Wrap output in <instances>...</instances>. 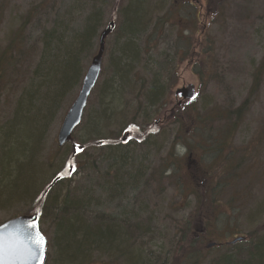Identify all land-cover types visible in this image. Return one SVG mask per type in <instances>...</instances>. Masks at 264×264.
I'll return each instance as SVG.
<instances>
[{
  "label": "rangeland",
  "instance_id": "374dc122",
  "mask_svg": "<svg viewBox=\"0 0 264 264\" xmlns=\"http://www.w3.org/2000/svg\"><path fill=\"white\" fill-rule=\"evenodd\" d=\"M40 1L9 0L5 20L0 27V48L6 44L7 35L19 25L20 16L26 14L31 6ZM82 1L84 3L88 0ZM111 1L112 4L106 12V24L112 20V16L118 22V15L120 19L122 14L120 10L129 2V0ZM147 5L152 8L151 22L157 15L166 14L167 23L163 27L165 32L169 33L173 40L176 32L188 30L185 41H189L187 47L181 45L179 49V51L184 50V52L180 51L179 55L185 62H181L179 66L170 94L161 98L156 108L152 110L154 115L150 122L156 125V129L151 134L152 142L148 146H141V143L129 136L131 133L129 129L126 131L123 129V123L130 121L134 114L132 110L124 111L130 110L126 103L130 101L128 97L125 98L126 100L117 97L111 105L119 110L116 114L120 115L116 119L100 126V132L89 131L88 113H96L98 110L100 105L97 102L98 91L108 79L107 75H101L88 101L83 121L74 131L73 143L84 145L92 139H97L96 137L99 139L108 137L110 140L104 141L105 144L100 148L91 146L85 149L76 157L74 163H66V159L72 154V143L58 151V133L67 110L79 93V87L72 101H65L61 109L59 108V113L53 120L46 137H41L43 140L42 143L40 139L41 144H39L42 148L39 153L41 158L36 165L40 168V164H45L50 173L57 174L61 169L69 170V165L72 164L70 177L61 187L86 188L92 184L89 187L94 188L93 191L83 201L84 204L90 201L92 205L89 202L82 207V209L86 207L85 212L91 215L97 216L101 212L106 214H101L104 219H112L111 216H115L121 220L125 218V214H132V210L137 211L136 221H140L139 224L144 230L142 241L145 245L134 246L141 248L146 257L148 253L152 254L151 259L158 261L157 264L183 262L182 254L185 251L182 253L177 243L180 237L179 227L183 228L186 225L193 227V235H197L199 239L197 247L201 250L203 258L199 263L210 264L218 255L216 247H207L213 242L226 244L236 234L251 237L253 233H264V78L261 87L253 91V72L264 55V0H147ZM243 6H246L244 12ZM27 33L31 43H36L40 34L38 26L30 28ZM156 39L160 37L157 36ZM111 41L112 38L107 40V48L111 46ZM164 42V40L161 42L162 46L155 54L161 55L164 52L166 48ZM187 49L188 54L185 52ZM209 49L214 50V61L207 63L204 61L207 60L206 51ZM33 53L36 57L35 50ZM147 57L148 55H143V61L136 62L137 68L144 70L142 68L145 66L144 62L150 68L151 61ZM32 64L33 60L31 63L26 62L25 66L32 67ZM103 64L104 67L108 64L107 51ZM138 81L136 78L137 89ZM190 84L196 87V98L193 101L182 100L175 96L177 89ZM22 89L23 87L16 85L3 92L0 88V136L12 131L18 120L13 118V113ZM246 99L249 101L242 123L236 132L230 134L231 138L228 140L231 148L223 149L213 156L203 153L200 143L205 144L206 141L201 138L200 134L203 133L199 129L197 133L199 138L192 132L195 125L193 117L197 116V112L209 111L216 107H220V111L236 108ZM125 113L127 114L124 115ZM225 126L224 119L214 124L215 130ZM107 143L122 145L126 147V151L135 150L132 152L134 159L129 160L125 167H122L121 162L116 164L117 169L120 170L119 180L111 179L117 173L115 167L112 168L110 165L111 160L107 162L106 158L112 155L110 148L105 147ZM187 144L193 147L195 145V148L188 150ZM234 151L233 157L237 161L240 157H244L247 161L254 158L251 159V162L253 161L251 165L241 170V180H229V187L223 184L226 177L224 172L229 161L228 155ZM113 157L121 161L119 156ZM96 160L95 164L100 168L99 176L94 172L87 175V171L92 166L91 162ZM233 163L236 164L235 159ZM130 174L138 176L139 179L130 182ZM41 177L47 178L48 174L43 173ZM50 181L51 179L45 185ZM123 182V187H126L121 189L123 195L114 201L109 199L110 188ZM40 185L38 189H41ZM215 185L217 187L222 185L221 195L213 189ZM105 188L109 190L105 192ZM99 196L103 198L96 201L99 199L96 197ZM233 198L240 200L241 204H232L230 200ZM38 204L37 201L24 203L14 199L7 203L0 193V223L18 215L32 213ZM219 215L225 218L221 223H217L216 217ZM132 217L134 218V214ZM231 217L233 221L225 222ZM131 222L133 223L134 220L131 219ZM187 222H192V225ZM40 223L49 241L45 264H58L57 260L61 259V254L56 247V233L52 219L42 216ZM147 228L150 231H147ZM116 229H120V226ZM57 241L60 242L61 237L58 236ZM223 246L225 245L221 247ZM136 251L139 254L138 249ZM135 255L132 253L124 261L119 253L116 264H130ZM109 258H112L110 254L95 251L88 264H113Z\"/></svg>",
  "mask_w": 264,
  "mask_h": 264
},
{
  "label": "trees",
  "instance_id": "16d2710c",
  "mask_svg": "<svg viewBox=\"0 0 264 264\" xmlns=\"http://www.w3.org/2000/svg\"><path fill=\"white\" fill-rule=\"evenodd\" d=\"M111 4V0H88L84 3L82 0H41L31 6L26 14L20 16L19 25L7 35L6 44L0 48L1 91L6 92L11 86L16 87V85L20 88L23 87L17 97L13 113V118L18 120L12 131L0 136V193L3 194L7 203L13 199L17 202L28 200L37 191L42 174L37 168L34 158L42 149L41 147L38 149V143L42 140V132L45 125L56 118L64 102L72 101L71 99L80 87L91 59L97 52L99 36L106 26V12ZM8 5L9 0H0V27L5 20ZM245 8L246 6L242 7L243 12ZM151 9L147 5V0H129L120 10L122 14L120 19L118 15V22L112 16L111 19L116 22V29L110 36L112 43L106 50L108 64L103 68L102 73V75H107L108 79L98 91L97 102L100 103L98 110L96 113H88L89 131L100 132V126L120 115L116 114L119 112L118 108L111 107L115 99L119 97L126 100L125 98L128 97L130 101L126 103L130 110L125 109L124 111L132 110L131 112L134 114L130 121L123 123V129L125 131L129 129L131 131L129 136L141 143V146H148L152 142L151 134L156 129L155 123L150 122L154 115L152 110L156 108L161 98L170 94L179 66L181 62H185L184 58L179 55V52H184V50L179 51V49L182 47L181 45L187 47L189 44V41H185V34L188 30L183 29L181 33L176 32L175 39L172 40L170 34H167L163 29L167 23L166 14L157 15L151 22ZM36 26H38L40 34L37 42L31 43L27 32ZM157 36L160 39L155 40ZM136 38L139 39V46L129 45L130 43L134 44L131 40H136ZM163 40L166 45L164 52L161 55L155 54L162 46ZM34 50L36 57L33 53ZM185 52L188 54V49ZM213 53L212 49L206 51L208 57L204 62H213ZM143 55H148L147 58L151 64H149V68L144 62L145 66L142 67L144 70H141L137 68L136 62L143 61ZM32 60V67H26V62L31 63ZM25 77L27 78L23 79ZM136 78L139 80L138 89L135 85ZM262 78H264V55L253 72V91H257L261 87ZM248 101L249 99H246L238 107L224 111H220L221 108L216 107L209 111L197 112V116L193 117L195 125L192 132L198 138V129L205 134V136L200 134L201 138L206 141H203L205 144L200 143L203 153L213 156L222 152L223 149L231 148L228 144V140L231 138L230 134L236 132L242 123ZM223 119L226 120V126L215 130L216 121ZM105 139H92L89 141L92 143L88 142L84 145L88 146L86 149L91 146L100 148L102 144H105L104 141L110 140L108 137ZM136 142L135 144H137ZM111 144L113 143L105 145L110 148L112 154L106 159L107 162L111 160V167L116 169L117 175L111 179L119 180L120 170L117 169L116 164L121 162L122 167H125L127 162L134 157L126 151V147ZM205 145L206 148H204ZM191 148H195V145L193 147V145L187 144V149ZM60 150L59 148L58 151ZM234 153L235 151L228 155L229 161L224 172L226 177L223 180V184L226 186H229L231 179L241 180V170L251 165L253 162L251 159L254 158L247 161L244 157H240L237 161L233 157ZM114 155L119 156L121 161L115 159ZM234 159L236 164L233 163ZM74 162L71 154L66 159V163ZM96 162L97 160L91 162L92 166L87 171V175L94 172L99 176L100 168L96 166ZM129 177L130 182L139 179L133 174H130ZM67 178L62 177L57 186L51 190L44 189L42 198L40 196L38 199L43 204L51 203L52 205L60 202L63 208L68 209L65 214L70 212L68 215L58 216L52 221L56 233V247L61 254V259L57 260L58 264H81L86 259L88 260L85 264H88L95 251L103 254L108 252L112 256L109 258L110 261L116 264V261L119 260V253L124 261L127 260L125 247L131 246L132 249L139 250L140 248H136L134 245H145L142 241L144 230L139 224L140 221H136L138 220L137 211L132 210L134 218L131 213H127L121 221L118 217L109 215L115 222H109V218L101 217V214L106 215L101 212L97 216L91 215V213L85 212L86 207L82 209L90 202L83 203L90 195L85 192L87 187L77 186L64 189L61 186L67 182ZM141 179L142 177H140ZM123 186L124 182L114 185L110 190L105 188V192L109 190L110 197L108 198L113 201L120 198L124 193L121 192V189L126 188ZM58 189L57 193L54 192ZM213 189H216L221 195L222 185L218 187L215 185ZM59 195H62L60 201L57 200ZM96 198H99L96 200L99 201L103 197ZM230 202L241 204L237 198L231 199ZM54 205L53 208L56 207V204ZM36 207L32 213H38L42 217L43 214ZM116 218L118 222L115 220ZM216 218L217 223H221L225 219L221 215ZM131 219L134 220L133 223ZM231 221H233L232 217L225 220V222ZM187 223L192 225V222ZM119 226L120 229L117 230L116 228ZM146 230L150 231L148 228ZM178 233L180 237L177 247H181L182 253L185 251L182 254L183 262L181 264H200L199 262L203 258L201 250L197 247L199 239H197V235H193V227L187 225L183 228L179 227ZM58 236L61 237L60 242L57 241ZM240 236L243 235L236 234L234 238ZM222 245L225 246L221 247ZM215 247L218 249V255L212 259L210 264H264V233H253L251 237H246V240L236 244L220 243ZM131 260L130 264L158 263L143 253L133 256Z\"/></svg>",
  "mask_w": 264,
  "mask_h": 264
},
{
  "label": "water",
  "instance_id": "95a60500",
  "mask_svg": "<svg viewBox=\"0 0 264 264\" xmlns=\"http://www.w3.org/2000/svg\"><path fill=\"white\" fill-rule=\"evenodd\" d=\"M115 28V22L110 21L107 27L100 34L98 51L92 58V61L83 78L80 91L68 109L59 130V147H63L68 142L73 140V133L82 122L89 98L102 72L104 54L106 50V40ZM175 96L188 100L194 99L196 96L195 85L190 84L186 87L177 89ZM83 150L84 147L74 144L73 156ZM33 223L37 225L35 230L29 228V225ZM39 234H42L46 240V246L41 249H37L35 244V240L39 238ZM0 235L4 236L6 241H8L9 238H15L14 243L6 244L3 255L4 264H43L45 262L48 241L40 229V218L38 214L20 215L7 220L0 225ZM244 239V237H238L230 243L235 244ZM213 245L214 244L208 245V248Z\"/></svg>",
  "mask_w": 264,
  "mask_h": 264
},
{
  "label": "bare ground",
  "instance_id": "6f19581e",
  "mask_svg": "<svg viewBox=\"0 0 264 264\" xmlns=\"http://www.w3.org/2000/svg\"><path fill=\"white\" fill-rule=\"evenodd\" d=\"M109 24V22L106 24V26L104 27V29L107 27V25ZM103 29V30H104ZM102 30V31H103ZM101 31V32H102ZM124 41V40H123ZM126 42V41H125ZM131 42H133L134 44H129V45H137V46H139V39L138 38H136V40L135 39H133V40H131ZM53 119H55V118H53ZM52 123H53V120L52 121H50V123L48 124H46L45 125V129H44V131L42 132V135H41V137H46V135L48 134V131H49V129H50V126L52 125ZM97 139H99L98 137H96ZM42 143H43V140H42ZM38 144H41L40 142L38 143ZM40 147L41 146H39L38 145V149H40ZM125 149V148H124ZM41 151V150H40ZM40 151L38 152V154H37V157L36 158H34V162H36L37 164H39V161H40V158H41V156L39 155V153H40ZM128 152L130 153V155L131 156H133V157H135L133 154H132V152H135V150H131V152H130V150H128ZM37 166V165H36ZM39 170H40V172H41V174L43 175V173H45V174H48V177L47 178H42V180H41V183H42V185H40L41 187V189H38L37 191H35L31 196H30V198L28 199V200H25V201H23L24 203H29V202H39L38 201V199L40 198V196H41V198H42V192L44 191V189H47V191L50 189H52V188H54V187H56L57 186V184H58V182L62 179V177L63 178H67V177H69L70 176V172H69V170H67L66 168H64V169H61V171H59L57 174H55V172H52V173H50V171L48 170V168H47V166L45 165V164H40V168H38ZM58 178H59V180H58ZM51 179V181L49 182V183H47V185H45V183L46 182H48L49 180ZM44 185L46 186V187H44ZM89 186H92V184H90ZM89 186H87V188L85 189V192H88V193H91L92 191H93V189L94 188H92V187H89ZM43 187V188H42ZM46 191V192H47ZM59 191V189L58 190H56V191H54V192H58ZM44 196V195H43ZM62 197V195H59L58 197H57V200L58 201H60V198ZM54 204H56V207L55 208H53L55 205ZM90 205H92V202H90ZM38 208H39V210L41 211V213L43 214V216H44V218H48V219H52V221H53V219H56L58 216H63V215H68L69 213L67 212L66 214H65V211L66 210H68L67 208H63V206H62V203H60V202H58V203H53L52 205H51V203H45V204H43L42 202H39V204H38ZM55 209H57V210H55ZM55 210V211H54ZM62 213V214H61ZM56 214H57V216H56ZM109 220V219H108ZM117 222H118V219L116 218L115 219ZM114 220H111L110 219V221L109 222H113ZM121 221V220H120ZM115 222V221H114ZM128 247V246H127ZM125 247L126 249L124 250V251H126V257H128L129 255H131L132 253H134V254H138V252L135 250V249H132V247L130 246V247ZM130 248H131V250H130ZM133 251V252H132ZM139 254H141V253H143L142 252V249L140 248L139 250ZM132 252V253H131ZM106 255H109V253L108 252H104ZM129 254V255H128ZM128 255V256H127ZM148 258H152V254H150V253H148ZM87 260L88 259H86V260H84L81 264H85L86 262H87ZM46 263V262H45Z\"/></svg>",
  "mask_w": 264,
  "mask_h": 264
},
{
  "label": "snow or ice",
  "instance_id": "6c2138e0",
  "mask_svg": "<svg viewBox=\"0 0 264 264\" xmlns=\"http://www.w3.org/2000/svg\"><path fill=\"white\" fill-rule=\"evenodd\" d=\"M37 225L35 223L29 225V228L36 229ZM15 242V238H9L8 241L5 240L4 236L0 235V264H4L3 255L5 252L6 244H12ZM37 249H41L46 246V240L39 234V238L35 240Z\"/></svg>",
  "mask_w": 264,
  "mask_h": 264
}]
</instances>
